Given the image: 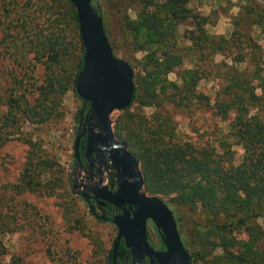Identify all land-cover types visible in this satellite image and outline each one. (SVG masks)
Returning a JSON list of instances; mask_svg holds the SVG:
<instances>
[{
  "label": "trees",
  "instance_id": "16d2710c",
  "mask_svg": "<svg viewBox=\"0 0 264 264\" xmlns=\"http://www.w3.org/2000/svg\"><path fill=\"white\" fill-rule=\"evenodd\" d=\"M189 1L140 0L142 8L137 10L136 20L130 19L126 12L121 13L120 27L130 35L132 48L142 52V59L138 60V72H133L132 103L120 110L113 124L114 136L138 160L144 192L168 197L170 202L210 217L209 223L193 220L187 226L175 215L186 248L187 241L193 242L190 243V264H264V118L257 112L264 107L261 48L248 32L239 28L229 36L210 33L205 27L207 16L193 11ZM251 1L254 5L245 12L252 14L253 24L264 35V9L257 7L256 0ZM16 3L17 0H9L4 5L13 8ZM96 3L97 0H92L94 9L102 17ZM25 6H36L47 22L31 39L35 58L44 59V78L40 83L26 82L25 74L18 73L14 79H20L19 90L0 95V102L6 106L0 113V146L11 138V129L22 122L38 125L59 117L66 92L72 90L77 95L74 86L82 69L84 48L73 3L25 0L21 12ZM4 7L9 17L12 8ZM187 19L191 21V28L185 29L182 37L189 43L176 46L177 28ZM21 27L26 31L27 23L22 22ZM25 54L16 56L24 58ZM218 54L223 58L214 61ZM185 61L190 66L181 67ZM246 62L252 64L251 70L242 66ZM177 67L178 83L167 77ZM209 76L221 83L213 103L197 91L198 82ZM33 93L36 95L31 98ZM82 101L85 106L80 110L85 115L89 104ZM164 101L176 107L204 101L223 119L232 112L229 136L244 149L240 161L231 162V150L225 147V140H221L225 147L223 154L217 153L213 146L196 148L189 142H176L172 140L174 127L167 117H157L158 123L151 127L142 115L130 109L133 103L140 107H161ZM252 109H256L254 113ZM23 141L28 144V150L17 189L52 194L54 186L61 181L59 175L52 173L62 169L43 153L37 140L24 136ZM80 158L82 161L81 149ZM7 224L9 221L3 220L0 211V230ZM240 233L244 234L241 240ZM128 255L121 242L117 262L124 261ZM4 264H20V260L13 257Z\"/></svg>",
  "mask_w": 264,
  "mask_h": 264
},
{
  "label": "rangeland",
  "instance_id": "374dc122",
  "mask_svg": "<svg viewBox=\"0 0 264 264\" xmlns=\"http://www.w3.org/2000/svg\"><path fill=\"white\" fill-rule=\"evenodd\" d=\"M8 1L0 0V95L19 90L20 79H14V75L24 73L26 82L40 83L45 72L44 59L35 58L34 42H31L37 29L46 27L44 15L39 13L40 10L36 6H25V11L21 12L25 0H17L13 8L4 5ZM256 1L257 7L264 9V0ZM95 5L102 12L107 36L114 47L115 55L129 61L133 65V72H138L140 65L137 54L142 55V52L132 48L130 35L121 29L119 17L122 12L129 15V10L136 14L137 10L142 8L140 0H97ZM188 5L196 13L207 16L205 27L210 33L217 34L213 30L216 29L221 16L227 17L230 24L222 35L229 36L235 28L248 32L261 48V66L264 74V35L260 28L253 24L252 14L245 12L246 8L254 5L251 0H235V5L233 0H190ZM4 6L12 8L9 17H6ZM234 6L240 9L236 15L230 12ZM206 7L210 9L207 15L202 12ZM235 20H239V23L236 24ZM22 22L27 23L26 31L21 27ZM190 28L189 19L178 26L176 46L178 43H189L182 35L185 29ZM24 42L27 44L22 47ZM21 52L26 53L24 58L16 56ZM216 57L217 55L214 56V61H217ZM184 66H190V63L185 61L181 67ZM242 66L252 69V64L247 62ZM177 71L178 67L169 74L174 77L172 81L178 83ZM220 84V80L214 76L205 77L198 82L197 91L208 96L213 103ZM35 95L36 93H33L31 98ZM204 101L193 102L187 107H176L167 101H164L161 107H140L133 103L130 109L142 115L151 127L158 123L157 117H167L174 127L173 141L189 142L196 148L213 146L217 153L222 154L226 147L231 150V162L238 163L242 156L237 149L241 146L234 143L233 138L229 136V122L234 114L231 112L223 119ZM84 106L82 99L72 90H68L63 97L62 114L59 117L38 125L22 122L11 129V138L0 146V211L3 220L9 221L8 226L0 230V243L3 248L0 264L9 262L6 258L11 260L13 257L18 258L20 264H110L108 257L117 227L111 221L92 213L89 200L82 194L87 184V169L84 162L74 161V138L84 123V120L80 119V109ZM5 109L6 106L0 102V113ZM152 109L154 111H151ZM255 110L252 109L251 113ZM257 112L264 118V107ZM120 114V110L112 112V130L114 121ZM94 129L97 131V128ZM24 136L37 140L43 148V153L58 162L62 169L52 173L59 175L61 181L57 182L54 192L50 195L29 190L19 191L16 187L20 182L28 150V144L23 141ZM165 138L168 139L167 136ZM221 140L226 141L225 147L221 145ZM99 183L101 184V179L96 182L97 185ZM163 199L169 204L174 215H178L187 226H190L193 220L210 222V217L199 210L177 205L170 202L168 197ZM96 211L101 212L100 209ZM258 220L263 221L262 218ZM147 230L151 238L156 240L153 226L148 224ZM239 236L241 240L244 234L240 233ZM190 243L193 242L187 241L189 252Z\"/></svg>",
  "mask_w": 264,
  "mask_h": 264
},
{
  "label": "water",
  "instance_id": "95a60500",
  "mask_svg": "<svg viewBox=\"0 0 264 264\" xmlns=\"http://www.w3.org/2000/svg\"><path fill=\"white\" fill-rule=\"evenodd\" d=\"M70 1L77 12L84 48L82 69L74 88L76 94L89 104L85 115L80 111V119L87 122V131L83 127L76 133L74 155L80 163V141L87 132L85 159L91 162L94 153H106L122 178L115 191L105 188L92 190L94 198L101 204L104 200L115 207H123L121 213L111 217L117 233L109 259L112 264L116 263L118 247L122 241L129 248L134 264H142L145 256L158 264H190V252L184 245L173 210L162 197L143 191L138 160L125 144L116 139L112 130V112L132 103L135 88L133 69L129 62L113 53L103 19L94 9L92 0ZM132 206L136 208L131 210ZM148 220L158 230L165 245L164 250L157 251L150 245L147 237Z\"/></svg>",
  "mask_w": 264,
  "mask_h": 264
},
{
  "label": "flooded vegetation",
  "instance_id": "af4514ba",
  "mask_svg": "<svg viewBox=\"0 0 264 264\" xmlns=\"http://www.w3.org/2000/svg\"><path fill=\"white\" fill-rule=\"evenodd\" d=\"M83 127H86V131H87V122H85V124L84 123L81 124V129ZM86 134L87 132H85V134L81 137V141H80L81 142L80 149L82 150V157H83L82 162H84V166L86 167L88 172L87 184L84 186L85 191L82 192V194L84 198H87L89 200L90 209L95 216L104 220L111 221V217L115 214L121 213L123 207H115L113 204L104 200L102 201L103 203L101 204L99 201H97V199L94 198L92 190L98 191L100 188H105L110 191H115L119 185V181H122V178H120L118 169L116 168L115 165L112 164V161L110 160V158L107 156L106 153L102 151L99 153H94L93 160L91 162L85 159L84 145H85ZM99 179H101V184L99 183L97 185L96 182L99 181ZM124 207L129 208L128 205H125ZM101 208H104L105 210H102ZM134 208H136V206H132L131 210ZM97 209H100L101 212L100 213L97 212L96 211ZM148 224L152 225L153 228L155 229L151 220L147 221V226ZM153 231L155 233L157 241L151 238L147 230V237L150 245L157 251L164 250L165 245L162 241V238L158 230L155 229ZM126 249L129 251V255L125 256L124 261L117 262L116 260V263L114 264H134L131 261V253L129 248L126 247ZM110 264H112L111 261ZM142 264H158V263L157 261L153 263L150 257L145 256L142 260Z\"/></svg>",
  "mask_w": 264,
  "mask_h": 264
},
{
  "label": "clouds",
  "instance_id": "9594fccd",
  "mask_svg": "<svg viewBox=\"0 0 264 264\" xmlns=\"http://www.w3.org/2000/svg\"><path fill=\"white\" fill-rule=\"evenodd\" d=\"M233 4L235 5V0H233ZM209 11H210V9H208L207 7L202 9V12L205 15H207ZM239 11H240L239 7H236V6H234L230 9V12L232 15H236ZM129 15H130V19H132V20H136L138 18L137 15L134 12H132L131 10H129ZM229 27H230V24H229L228 18L221 16L216 29H214L213 31H215L217 34H225L226 29H228ZM137 58L142 59V55L138 53ZM216 59H217V61H219L220 59H222V57L219 56V54H218ZM168 78H169V80L174 79V77L171 74H169ZM256 93L259 95L260 90L257 89ZM151 111H154V109H152ZM237 151H238L240 156H242L244 154V149L242 147L238 148ZM6 259H8L10 261V258H6Z\"/></svg>",
  "mask_w": 264,
  "mask_h": 264
}]
</instances>
